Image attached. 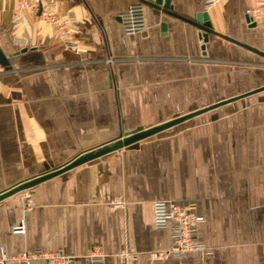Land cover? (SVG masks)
<instances>
[{"label": "crops", "instance_id": "0c3cea01", "mask_svg": "<svg viewBox=\"0 0 264 264\" xmlns=\"http://www.w3.org/2000/svg\"><path fill=\"white\" fill-rule=\"evenodd\" d=\"M51 1L75 13L74 47L31 12L13 27L16 0H0V51L10 65L0 75V194L138 127L264 86V56L239 44L264 53V20L247 14L254 0L207 9L205 0H170L187 19L207 12L213 30L239 43L213 34L204 42L195 25L149 4L144 28L125 33L118 16L138 0ZM158 200L203 217L194 229L203 250L150 259L172 241L173 221L151 227ZM22 218L25 232L16 234ZM93 247L103 260L84 257ZM124 249L135 254L131 264H264V90L0 200V253L8 258L42 250L119 264Z\"/></svg>", "mask_w": 264, "mask_h": 264}, {"label": "built area", "instance_id": "2783aa9c", "mask_svg": "<svg viewBox=\"0 0 264 264\" xmlns=\"http://www.w3.org/2000/svg\"><path fill=\"white\" fill-rule=\"evenodd\" d=\"M219 1L221 0H205L204 7L207 9ZM143 4V2L138 0L119 14V22L125 33L132 34L144 28ZM26 12H31L40 21L51 24L63 45L74 47L71 36L77 18L73 11L60 12L57 9L56 2L51 0H16L11 25L13 27L22 26L25 23L24 14ZM247 14L254 21L264 20V0H254V5L247 11ZM16 41L23 45L28 43L25 37L18 38ZM107 61L109 62L111 59L108 58ZM6 72V69L0 64V75ZM24 195L29 198L27 192ZM121 202L122 200H118V203ZM30 206L31 203L28 199L24 206V214L29 211ZM151 208L152 228L161 229L167 227L170 221L174 223L170 246L149 252L148 254L152 261L164 260L170 257H183L190 252L203 250L204 246L194 240L195 224L202 221V216L193 214L187 207H180L166 200L152 201ZM13 232L16 234L25 232V221L23 218L13 228ZM134 256L135 254L129 250H122L119 253V264H131V259ZM84 257L91 261H101L105 255L99 247H93ZM9 259L16 260L21 264H33L36 261H41L43 264H83L77 257L42 250L22 251L11 258H8L4 252L0 253V264H5Z\"/></svg>", "mask_w": 264, "mask_h": 264}, {"label": "water", "instance_id": "95a60500", "mask_svg": "<svg viewBox=\"0 0 264 264\" xmlns=\"http://www.w3.org/2000/svg\"><path fill=\"white\" fill-rule=\"evenodd\" d=\"M141 2H143L144 4H149V5H152L154 7H157L159 9H161V11L165 12V13H168V14H171V15H174L178 18H182V19H185L187 20L188 22H190L191 24L195 25L199 30H200V35H199V38L202 39V41H206L208 39V35L209 34H213V35H216V36H219V37H223L225 39H228L232 42H236V43H239L231 38H228L218 32H216L215 30H213L212 28V24L209 20V17H208V14L207 12L205 11H201V12H197L195 17L193 19H187L181 15H178V14H175L174 12H172L170 10L171 6H170V0H140ZM254 24V23H253ZM240 45H242L243 47L249 49V50H252L262 56H264V53L263 52H260L250 46H247L245 44H241L239 43ZM0 64L6 68V69H10V65L8 63V61L6 60V58L4 57V55L2 54V52L0 51ZM261 90H264V86L260 87V88H257L255 90H252L250 92H247V93H244V94H241V95H238V96H234L232 98H229L227 100H223V101H220L218 103H215V104H212L211 106H208L206 108H202L200 110H196V111H193V112H190L188 114H184L182 116H179V117H176V118H173V119H170L166 122H163L161 124H158L156 126H153V127H150V128H142V127H138L136 128L135 130L131 131V132H127L123 135L122 138L116 140L115 142L107 145V146H104L102 148H99L98 150L96 151H93V152H87L79 157H77L76 159L72 160L71 162H69L68 164H66L65 166L57 169V170H54V171H51L49 173H46V174H43V175H40V176H37L35 178H32L26 182H23L21 184H18L12 188H10L9 190H6L4 192H2L0 194V200L6 198V197H9L11 195H14L16 193H19L21 191H24V190H27V189H30L32 188L33 186L45 181V180H48L50 178H53L59 174H61L62 172L68 170V169H71L75 166H78L86 161H89L91 159H94L96 157H99L101 155H104L106 153H109V152H113V151H117V150H120L130 144H133L139 140H142L144 138H147L149 136H152L160 131H163L167 128H170L180 122H183L191 117H194L196 115H199L207 110H210V109H213V108H216L220 105H223V104H226V103H229V102H232L234 100H237L239 98H242V97H245V96H248L250 94H253V93H256L258 91H261Z\"/></svg>", "mask_w": 264, "mask_h": 264}, {"label": "rangeland", "instance_id": "374dc122", "mask_svg": "<svg viewBox=\"0 0 264 264\" xmlns=\"http://www.w3.org/2000/svg\"><path fill=\"white\" fill-rule=\"evenodd\" d=\"M233 151H234V154L237 153V150H236V147H235V144L233 145ZM236 161V160H235ZM243 175V174H242ZM240 176H241V173H240ZM230 181H231V178H230Z\"/></svg>", "mask_w": 264, "mask_h": 264}]
</instances>
